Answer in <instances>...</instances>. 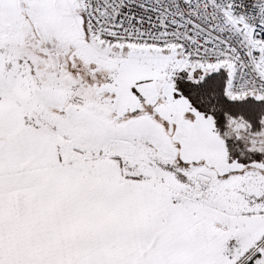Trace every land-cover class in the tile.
Returning a JSON list of instances; mask_svg holds the SVG:
<instances>
[{
    "label": "snow or ice",
    "instance_id": "6c2138e0",
    "mask_svg": "<svg viewBox=\"0 0 264 264\" xmlns=\"http://www.w3.org/2000/svg\"><path fill=\"white\" fill-rule=\"evenodd\" d=\"M0 264H264V0H0Z\"/></svg>",
    "mask_w": 264,
    "mask_h": 264
}]
</instances>
